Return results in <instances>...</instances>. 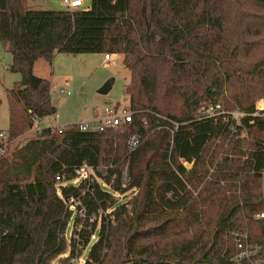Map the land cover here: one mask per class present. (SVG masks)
<instances>
[{"label": "trees", "instance_id": "obj_1", "mask_svg": "<svg viewBox=\"0 0 264 264\" xmlns=\"http://www.w3.org/2000/svg\"><path fill=\"white\" fill-rule=\"evenodd\" d=\"M0 42L22 76L7 90L11 140L57 114L50 81L34 75L57 53L124 56L133 113L103 132L44 128L0 156V264H71L90 246L84 264H230L243 231L264 250V221L253 220L264 211V119L249 117L264 98V0H91L73 12L0 0ZM213 103L247 114L249 138L203 117ZM84 164L107 184L116 176L111 190L69 184Z\"/></svg>", "mask_w": 264, "mask_h": 264}, {"label": "rangeland", "instance_id": "obj_2", "mask_svg": "<svg viewBox=\"0 0 264 264\" xmlns=\"http://www.w3.org/2000/svg\"><path fill=\"white\" fill-rule=\"evenodd\" d=\"M26 10L60 11L63 0H26ZM86 10L91 0H83ZM62 7V8H61ZM110 62H105L104 55L84 54L70 55L57 53L53 63L40 60L36 65V74L52 83V102L57 108L56 116L51 120L41 122L40 126H68L90 120L94 109H104L108 105L119 106L120 109L129 108L130 98L124 94L126 85L130 82L131 73L124 64V56L112 55ZM12 55L0 42V131L8 132L10 127V112L7 90L13 89L16 83L21 82L22 76L11 71ZM35 74V73H34ZM108 87L107 94L101 91ZM70 92V96L67 94ZM204 108L202 109V111ZM65 128V127H64ZM61 129V128H60ZM58 129V130H60ZM37 137V133L26 132L16 139L9 151L12 154L16 149L22 148L25 143ZM11 156V155H10ZM108 189V188H107ZM111 190V189H108ZM132 193L121 195L119 200L130 199ZM74 217V213L72 214ZM74 220H71L67 237L71 235ZM95 238L92 239L94 241ZM91 247V246H90ZM84 251L71 264H84L90 250ZM53 264H59L58 261Z\"/></svg>", "mask_w": 264, "mask_h": 264}, {"label": "built area", "instance_id": "obj_3", "mask_svg": "<svg viewBox=\"0 0 264 264\" xmlns=\"http://www.w3.org/2000/svg\"><path fill=\"white\" fill-rule=\"evenodd\" d=\"M63 7L64 10L73 12L82 9L84 7V1L63 0ZM110 59L111 56L105 55L106 61ZM67 94L71 95L70 92H67ZM202 116L205 118H222V120L230 127V131L233 134H236L239 139L249 138L248 129L246 125L243 123V120L247 118V114L241 111H227L222 103H213L204 108V110L202 111ZM249 117L251 118L250 121L251 125L255 123L256 118L264 119V98H261L256 103L255 111ZM132 120H133V113L129 111L127 108L120 109L119 106L112 107L108 105L102 111H96L94 116L90 120L79 123L78 125L80 131L84 133L103 132L107 129H117L121 126L130 124L132 123ZM39 122L40 119L38 118L34 119V127L33 129H31L34 133L37 134H40L43 130ZM173 126L174 128L176 127L178 128L177 123H174ZM62 131L63 128L59 130V132ZM15 141L16 140L10 139L8 132L0 131V156L6 154ZM141 142H142L141 136L139 135L134 136L129 142L131 152L135 151L137 147L141 144ZM183 164L187 169H191L193 167V164H189L187 162H183ZM211 172H214V169H211ZM76 174L78 175V178L69 184H73L77 186L78 184H80L81 181L84 180H90V181L97 180L102 186V188L111 189L113 187L114 182L116 181V176H114L112 178L111 184L105 183L103 180L97 178L96 170L87 164H84L81 168H79L76 171ZM57 181H61V178L57 177ZM121 183L123 189L129 187L130 177L128 174V169L122 171ZM129 192L132 193V191ZM71 203L74 204L71 207V209L74 210L73 213H76V206H80V207L82 206L79 200L73 199ZM77 214H79L81 217H85V209L80 208L79 211L77 210ZM253 220L264 221V211L254 215ZM82 229H83V223L78 225L77 231H81ZM230 264H264V250L262 246L253 242L250 238V234L247 231L236 232L235 242H234V252L230 257Z\"/></svg>", "mask_w": 264, "mask_h": 264}, {"label": "crops", "instance_id": "obj_4", "mask_svg": "<svg viewBox=\"0 0 264 264\" xmlns=\"http://www.w3.org/2000/svg\"><path fill=\"white\" fill-rule=\"evenodd\" d=\"M26 3L28 2V1H26V0H24ZM29 4H31V5H33V2L31 3V2H29V3H27V7H29ZM62 6H63V1H62ZM90 7H91V4H90V6L86 9V10H88V9H90ZM62 8V7H61ZM28 10H32V9H28ZM62 10H64V7L62 8ZM61 11V10H60ZM104 60H105V55H104ZM112 60V58L110 59V60H108V61H106L105 60V62H110ZM39 62V61H38ZM38 62H36L35 63V65H34V75L36 76V77H38V78H42V77H40V76H38L37 74H36V65H37V63ZM43 79V78H42ZM51 83V82H50ZM51 85H52V83H51ZM51 91H52V89H51ZM53 92H51V94H52ZM70 96V95H69ZM103 109H98V108H96V109H94V111H93V115H92V117L94 116V114H95V112L96 111H102ZM56 116V115H55ZM52 117H54V116H52ZM52 117H47V118H45V119H43L41 122H44V121H47L48 119L49 120H51V118ZM40 122V123H41ZM39 123V124H40ZM64 127H66V126H53V125H48V126H45V125H43L42 126V128L44 129V128H52V129H60V128H64ZM32 133V130H29V134H31ZM27 144V142L25 143V145Z\"/></svg>", "mask_w": 264, "mask_h": 264}, {"label": "water", "instance_id": "obj_5", "mask_svg": "<svg viewBox=\"0 0 264 264\" xmlns=\"http://www.w3.org/2000/svg\"><path fill=\"white\" fill-rule=\"evenodd\" d=\"M108 92V87H106L104 90L101 91V94H107Z\"/></svg>", "mask_w": 264, "mask_h": 264}]
</instances>
